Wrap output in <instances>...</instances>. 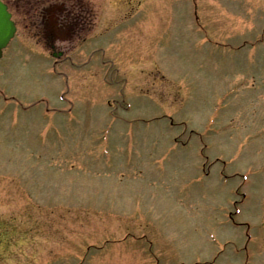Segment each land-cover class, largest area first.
Returning <instances> with one entry per match:
<instances>
[{
    "label": "rangeland",
    "instance_id": "374dc122",
    "mask_svg": "<svg viewBox=\"0 0 264 264\" xmlns=\"http://www.w3.org/2000/svg\"><path fill=\"white\" fill-rule=\"evenodd\" d=\"M41 5L80 26L0 64V264H264V0Z\"/></svg>",
    "mask_w": 264,
    "mask_h": 264
},
{
    "label": "flooded vegetation",
    "instance_id": "af4514ba",
    "mask_svg": "<svg viewBox=\"0 0 264 264\" xmlns=\"http://www.w3.org/2000/svg\"><path fill=\"white\" fill-rule=\"evenodd\" d=\"M50 3V0H0L1 4L4 5L6 11L9 13V19L14 26V36L8 42L7 46L1 51L0 63L4 61L6 58V52L11 49L12 53L15 54L18 51V48L21 47V44L30 46L31 44H36V40L38 35L43 33L44 31L54 30V31H64L66 32V38H68V31L71 30V33L74 34V26H80L77 23H69L68 22V12L66 14V19L63 23H57V21L47 19L45 15L44 19L42 16L38 14L44 8L41 4ZM39 10V11H38ZM68 11V10H67ZM93 16V13H91ZM90 27H94V24H88ZM79 30V29H78ZM22 34V35H21ZM23 36V40L17 39L18 36ZM44 35V34H43ZM50 38L49 41H45V44H48L50 48L54 49L52 34H48ZM17 49V50H16ZM61 51V50H60ZM56 53V52H55ZM13 56V55H12ZM63 56V52L61 51L60 57ZM66 57H69L67 55ZM4 97L2 91L0 90V98Z\"/></svg>",
    "mask_w": 264,
    "mask_h": 264
},
{
    "label": "water",
    "instance_id": "95a60500",
    "mask_svg": "<svg viewBox=\"0 0 264 264\" xmlns=\"http://www.w3.org/2000/svg\"><path fill=\"white\" fill-rule=\"evenodd\" d=\"M14 27L12 22L9 20V15L3 8L0 6V48L4 47L7 40L13 36Z\"/></svg>",
    "mask_w": 264,
    "mask_h": 264
}]
</instances>
